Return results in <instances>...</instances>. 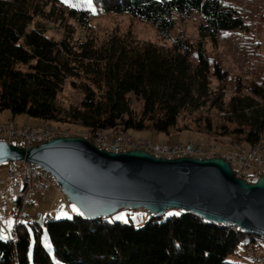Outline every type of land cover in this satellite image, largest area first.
<instances>
[{"label": "trees", "instance_id": "trees-1", "mask_svg": "<svg viewBox=\"0 0 264 264\" xmlns=\"http://www.w3.org/2000/svg\"><path fill=\"white\" fill-rule=\"evenodd\" d=\"M107 13L128 14L156 27L162 40L180 20L197 11L205 18L193 44L176 37L171 46L140 42L130 33L73 40L65 22L89 29V12L65 7L59 0H0V111L13 118L25 114L39 121L69 122L88 131L126 133L149 129L168 133L178 117L210 102V78L223 81L225 71L207 56L205 39L216 43L219 29L243 28L240 13L219 0H93ZM49 7V8H47ZM63 23L68 34L55 40L41 22ZM194 56L195 62L190 60ZM82 96L77 106L64 108L58 94L66 84ZM237 93L241 87L237 85ZM132 97L141 101L139 110ZM229 129L251 148L264 143V79L231 96L225 107ZM249 148V149H250ZM243 149V148H241ZM263 171L243 177L255 181ZM179 212L180 215L168 213ZM27 227L16 223L13 237L0 238V264H239L226 260L240 243L243 249L257 236L233 225L204 221L180 210L150 216L141 226L85 219L45 218ZM46 236L51 250L42 242Z\"/></svg>", "mask_w": 264, "mask_h": 264}, {"label": "water", "instance_id": "water-1", "mask_svg": "<svg viewBox=\"0 0 264 264\" xmlns=\"http://www.w3.org/2000/svg\"><path fill=\"white\" fill-rule=\"evenodd\" d=\"M18 160L50 173L85 219L124 208H141L154 217L174 209L264 237V173L248 181L221 156L166 158L136 148L114 152L76 135L34 146L0 139V163Z\"/></svg>", "mask_w": 264, "mask_h": 264}, {"label": "rangeland", "instance_id": "rangeland-1", "mask_svg": "<svg viewBox=\"0 0 264 264\" xmlns=\"http://www.w3.org/2000/svg\"><path fill=\"white\" fill-rule=\"evenodd\" d=\"M59 1L65 7L82 8L89 12V29L87 30L80 28L74 20H65V22L71 26L70 29L73 31V40H82L89 35V37H95L98 42H101L112 34L124 35L130 33L135 40L140 42L150 41L165 47L171 46L176 37L186 39L194 44L198 40V26L205 23V18L197 11L190 13L184 20H180L177 12H174V28L170 31V37L166 40H162L153 24L128 14L104 12L95 6L93 0ZM219 1L221 4L231 6L233 9L237 10L245 26L243 28L219 29L215 44L208 39H205L203 42L207 56L210 60L216 62L220 69L226 73L223 81H218L214 77L210 78V88L213 92L210 96V100L212 101L215 99L214 102L216 105L213 106L209 102L196 111H185L181 113L178 117L177 126L170 129L168 133H158L149 129L139 131L128 130L126 134L133 140L148 139L151 142H166L169 144L193 142L201 145V147L206 150L213 145L216 147V151L221 153L233 151L235 144H237L236 146L239 148H249L244 140H236V138H240L236 134L223 133L222 126L225 125L229 130L234 127V123H227L225 113L220 111L217 105L221 102L225 107L231 96L234 94H244L247 86L252 83H259L264 79V0ZM41 22L45 25L46 31L44 33L47 37L59 40L64 35L68 34L67 26L63 23L43 20H41ZM190 60L195 62L194 56H191ZM237 85L241 87L238 93L236 90ZM81 96L82 94L77 88L66 83L59 91L58 102L64 108L68 106H77L80 103ZM141 105V101L132 97V106L136 111L140 109ZM10 117L11 115L8 111H0V122L12 119L18 126L47 122L51 123L53 126L67 128L73 131L76 136L82 137L83 134L88 132V129L75 123L39 121L25 114L16 115L13 118ZM105 134L111 137L113 132L107 131ZM12 142L19 144V141L16 139H13ZM262 157L264 160V151L262 152ZM7 169L8 163H0V175L5 173L2 176L4 177V183L1 187L4 202H0L1 214L7 211L10 212L11 210V208H7L8 201L5 202L6 195L9 196L8 190H10V187L8 186L9 188L7 189L6 185H12L11 181L15 183L14 179L11 178L10 180V177L7 176ZM243 177L250 178L247 175ZM13 204H15V202H13ZM69 206L73 209L71 203H69ZM30 208H32V206L27 205L24 208V213L28 215ZM76 212L79 213V211ZM48 213L54 219L70 218L73 215L71 213H67V215H64V213L62 215H56V212L54 213L53 210H50ZM6 214H8V212L5 213V215ZM31 214L39 223H42L46 213L43 215V213L40 212L39 214V211L36 210ZM9 215H11V213H9ZM121 216H123V219L117 218ZM150 216L151 214L148 211L141 208H124L107 218L112 222L120 221L139 227L143 225ZM10 221L12 222L10 223ZM14 222V217L9 218V220L5 218L0 219V237H4L1 239H8L11 237V231L7 232L6 224L8 223L9 228L12 229ZM42 242L48 250H51V246L45 235L42 238ZM226 260L239 264H252L245 248L243 249V243H240L235 249V252L229 254Z\"/></svg>", "mask_w": 264, "mask_h": 264}, {"label": "built area", "instance_id": "built-area-1", "mask_svg": "<svg viewBox=\"0 0 264 264\" xmlns=\"http://www.w3.org/2000/svg\"><path fill=\"white\" fill-rule=\"evenodd\" d=\"M62 136L57 130L46 128L45 125L18 126L14 120L8 119L0 122V139L13 143L12 140L19 141L22 146H34L44 142L52 137ZM83 137L93 142V137H100V144H95L105 150L114 152L129 150L130 143H137V149H142L152 153L157 157L176 158L189 156L192 158H206L221 156L228 161L237 176H248L256 171L264 170V160L262 157L263 147L257 146V149H243V153L217 152L216 147L210 146L208 150L201 145L190 143L151 142L148 139L133 140L130 136H123V131L119 130L111 137L104 133L83 134ZM237 145V144H235ZM7 176L14 179V194L17 199V205L13 210L16 222L35 221L32 217L24 213L26 205L33 204V196L38 192H45L49 187H54L57 192H61L59 184L46 170L35 163L26 160L12 161L8 163ZM242 174V175H241ZM234 226V225H233ZM236 227V226H235ZM255 244H246L249 250V258L252 264H264V252L261 254L253 253Z\"/></svg>", "mask_w": 264, "mask_h": 264}, {"label": "crops", "instance_id": "crops-1", "mask_svg": "<svg viewBox=\"0 0 264 264\" xmlns=\"http://www.w3.org/2000/svg\"><path fill=\"white\" fill-rule=\"evenodd\" d=\"M248 149H245V150H248ZM3 175H0V202H2V201L4 202V200H3V192H2V188H1L3 186V183H4V177H2ZM10 180H11V178H10ZM11 183H12V185L11 184H7L6 185L7 189L10 187V190H8L9 196L6 195V199H5V202L8 201L7 208H11V210H10V212L7 211L8 214H6V215H5V213H7V212H5L4 214L0 213V219L5 218V219L9 220V218L14 217L15 222L13 224L12 229L9 228L8 223L6 224L7 225V232L11 231V235L10 236L13 237L14 227L16 225V218H15V215L13 213V210H14L15 206L17 205V199H16L15 194H14V188H13L14 183H13V181H11ZM13 198H14V200H13ZM13 202H15V204H13ZM33 204L36 205V207L31 205L32 208L29 209L28 215L30 217H32L36 222H38L37 219L35 217L31 216L32 215L31 213L33 211H36V210L39 211V214H40V212H42L43 215L46 213L44 215L45 216L44 220H45V218L47 216H49V218H53L48 213L50 210H53L54 213L56 212L55 213L56 215L57 214L58 215H62L63 213H69V214L70 213L71 214H76L77 213L76 211H73V209L70 208L68 200L66 199V197L61 192H57L54 189V187H49L45 192L35 193L34 196H33ZM9 213H11V215H9ZM11 222L12 221H10V223ZM0 226H1V224H0ZM0 232H1V227H0ZM11 237H9V238H11Z\"/></svg>", "mask_w": 264, "mask_h": 264}, {"label": "bare ground", "instance_id": "bare-ground-1", "mask_svg": "<svg viewBox=\"0 0 264 264\" xmlns=\"http://www.w3.org/2000/svg\"><path fill=\"white\" fill-rule=\"evenodd\" d=\"M39 125L40 124H31V125H26V126H39ZM41 125H45L46 128H52L54 130H57V133H61L62 136L76 135L73 131H71L67 128H63L60 126H53L51 123L45 122V123H41ZM100 133L105 134V132L102 130L94 131V132L88 131L86 134H100ZM123 136H129V135H127L126 133H123ZM93 143L94 144H100V137H93ZM188 143H190V142H188ZM258 145H259V147H263L264 143L258 142L257 144L253 145L250 149H257ZM135 148L137 149V143H130L129 144V149H135ZM232 153H243V149H241L235 145ZM34 223H35L34 221H25V222H20L19 224L25 225L27 227H31L32 225H34ZM252 244H255V246H253V253L254 254H261V252H264V237L257 236V239ZM245 251H246L247 255H249V250L247 249V247H245Z\"/></svg>", "mask_w": 264, "mask_h": 264}, {"label": "snow or ice", "instance_id": "snow-or-ice-1", "mask_svg": "<svg viewBox=\"0 0 264 264\" xmlns=\"http://www.w3.org/2000/svg\"><path fill=\"white\" fill-rule=\"evenodd\" d=\"M65 2H67V0H65ZM73 211H78V209H76L75 208V206H73ZM64 215H67V213H64ZM81 215H83V213H81ZM168 215L169 216H171V215H180V213L179 212H176V213H168ZM118 219H123V216H121V217H117ZM0 238H4V237H0Z\"/></svg>", "mask_w": 264, "mask_h": 264}]
</instances>
